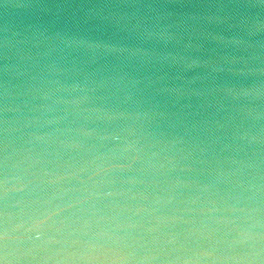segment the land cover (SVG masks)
<instances>
[{"label": "water", "instance_id": "95a60500", "mask_svg": "<svg viewBox=\"0 0 264 264\" xmlns=\"http://www.w3.org/2000/svg\"><path fill=\"white\" fill-rule=\"evenodd\" d=\"M0 264H264V0H0Z\"/></svg>", "mask_w": 264, "mask_h": 264}]
</instances>
